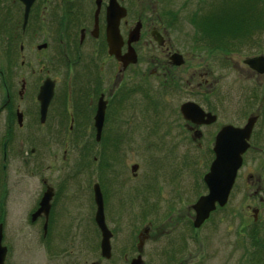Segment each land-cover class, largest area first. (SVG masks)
Instances as JSON below:
<instances>
[{
	"label": "flooded vegetation",
	"instance_id": "1",
	"mask_svg": "<svg viewBox=\"0 0 264 264\" xmlns=\"http://www.w3.org/2000/svg\"><path fill=\"white\" fill-rule=\"evenodd\" d=\"M128 1L33 0L23 26L24 5L20 0H0L3 11L9 9L3 12L0 8V42L5 46L0 54V88L4 93L0 100V217L8 211L6 180L9 162L13 161L18 169H27L30 176L36 173L37 196L27 217L30 224L37 223L42 238L54 227V219L69 210L67 186L80 171L86 170L88 174L90 159L99 161L96 170L102 184L107 173V153L111 154V150H116L122 160L121 153H146L145 147L153 143L161 154H168V147L178 151L190 143L214 158L215 136L223 127L241 128L249 118H256L246 153L252 148L250 139L259 121L264 119V73L260 72L263 65L255 70L244 63L248 58L264 55H252L240 65H233L227 62L230 56L225 55L232 52L205 51L200 38L191 37L188 45L185 35L177 42L172 33L178 31V25L166 18L133 16ZM108 8L110 13L115 9L114 14L123 9L125 16L119 19L122 11L118 10L112 20ZM114 23L120 39L114 40L115 51L110 53L108 36L114 32ZM136 29L137 40L128 42ZM200 48L209 57L197 59L194 52ZM220 56H224L222 60ZM16 60L15 74L12 65ZM217 62L244 72L253 85L248 91H241L242 109L248 111L241 123L219 121V101L224 91L219 77L212 72L218 67ZM44 83L52 87L45 108L37 99ZM99 106L102 120L97 136L94 121ZM145 131L150 140L144 144ZM126 167L129 175L121 178L119 191L126 190V186L135 190L143 180L144 173L137 171L138 162ZM64 168L69 173L60 179L57 170ZM208 169L209 166L206 173ZM203 176L205 192L196 195L193 203L187 204L184 190L179 187V191L175 189L170 194L169 204L163 210L166 194L163 201L156 203L151 189H146L145 199L140 195L137 200L117 192L101 194L106 242L94 218L93 185L99 183L89 184V222L94 240L90 249L88 243V257L81 264H181L186 243L173 228L184 221L182 226L197 230L227 203L216 206L199 228L193 227L192 205L207 194ZM251 178L249 174L246 179ZM48 190L51 195L47 213L42 206L32 220ZM130 201H138V209H119Z\"/></svg>",
	"mask_w": 264,
	"mask_h": 264
},
{
	"label": "rangeland",
	"instance_id": "2",
	"mask_svg": "<svg viewBox=\"0 0 264 264\" xmlns=\"http://www.w3.org/2000/svg\"><path fill=\"white\" fill-rule=\"evenodd\" d=\"M220 1L129 0L128 2L132 5L131 14L133 16L141 14L145 18H149L150 15V18H166L167 22L174 23L176 27L179 26L178 31L172 33L173 39L179 42L185 35L189 45L191 37L200 38V35L195 34L194 29L188 23L191 14L197 10L200 3L204 6L209 2L218 5L217 3ZM3 6L4 4L0 5L2 11ZM261 6H263V2ZM7 10L9 9H5L3 12ZM167 13L168 16H166ZM175 14L176 17L173 16ZM254 41L253 46L241 48L238 53L225 54L230 56L227 62L240 65L244 58L258 54L264 55V33L255 35ZM4 48V43L0 42V54ZM194 53H196L194 55H197V59L209 57L201 48L199 52ZM189 56L191 57L190 52ZM223 57L218 58L222 60ZM17 61L12 65L15 66L12 69V73L15 74L18 69ZM217 64L218 67L212 72L214 76L219 77L221 90L224 91V95H220L219 121L231 124L241 123L244 113L248 112L242 109L241 91H248L253 85L245 78V73L239 69L233 70L220 62ZM3 98L4 93L0 88V100ZM259 122L250 139L252 148L244 155L243 165L226 205L211 214L209 219L197 230L182 226L184 221L173 228L172 231L178 232V237L183 236L186 243V249L182 255L184 260L181 264H264V119ZM144 136L145 144V142H149L150 134L145 131ZM132 147L134 149V145ZM156 148V143H153L150 147H145L146 153L136 150L130 154L121 153L122 160L119 154L115 153L116 150H111V154L108 151V164L105 169L107 173L102 184H100L101 181L96 170L99 161L95 162L90 159L88 167L90 174L88 172L87 176L86 170H82L73 177L71 186H67L69 210L54 219V227L48 231L44 238H42L37 223L30 224L27 217L28 208L37 196L36 173L34 172L35 174L30 176L27 169H18L16 162H9L6 180L9 194L8 211L1 217L3 219L0 222L1 225L3 224L1 244L7 249L4 264L83 263L82 261L88 257V243L90 249L94 240V233L89 222L92 215L89 184L92 186L94 183H99L100 194L105 195L107 191L117 192V194L135 196L136 200L140 195L145 199L146 189H151L156 203L163 201L165 193L167 200L161 210L168 206L170 194L173 195L175 189L179 191V187H181L184 190L183 194L187 197V204L193 203L196 195L205 192L201 179L213 159L212 154L194 149L190 143L186 148L178 149V151H172L168 147V149L166 148L168 154H161ZM151 157L153 158L151 159ZM124 159L127 162L123 161ZM132 162L139 163L137 171L140 170L144 173L143 180L138 185L139 188L135 190L131 186H126V190L119 191L121 178L129 175L126 165L128 166ZM57 172H59L57 177L62 179L66 173H69V170L64 168ZM249 174L252 177L251 180L246 179ZM258 189L259 191H257ZM254 192L257 193L256 196L248 195ZM92 194V201H94V193ZM138 207V201H130L122 204L119 209L133 211ZM155 208L157 209V206ZM253 209L257 210L255 219L251 213ZM188 213L191 214L189 209ZM176 245L177 243L174 242L173 246ZM179 245L181 246L180 243ZM69 251L71 253H68ZM227 253L230 255L227 256Z\"/></svg>",
	"mask_w": 264,
	"mask_h": 264
},
{
	"label": "water",
	"instance_id": "3",
	"mask_svg": "<svg viewBox=\"0 0 264 264\" xmlns=\"http://www.w3.org/2000/svg\"><path fill=\"white\" fill-rule=\"evenodd\" d=\"M20 2L24 5V26L26 23L29 7L32 4L33 0H20ZM118 10L122 11L118 18H123L125 16V11L123 9ZM114 12L115 9H112L111 13L109 12L108 14L109 18H112V20H114L115 16L117 15V12L115 14ZM113 25L114 32L112 31L108 36L110 53H114L115 51L116 42H114V40L118 42L120 39L118 32H116L117 24L114 23ZM137 38L138 29H136L129 35L128 42L136 41ZM128 62H133V59L131 61H127V63ZM244 63L255 70L259 69L260 66L263 65L260 72L264 73V58H248L244 61ZM51 95V85L44 83L43 86L39 89L37 96V99L38 101H40L43 108H45L48 100L51 98ZM185 108L186 106L184 107V109ZM213 119L214 118L212 117L211 120ZM255 119L256 118H249L246 124L241 128H235L230 125L225 126L216 134L213 147L214 158L209 165L208 172L203 176V182L206 185L207 194L199 197L198 200L192 205V209L195 213L192 223L194 228H199L201 224L208 218L209 214L215 210L216 206L223 207L227 202L229 193L236 178L237 171L242 164V155L249 148L248 141ZM101 120V109L99 106L94 121L95 128L97 129V136L100 131ZM132 170L134 171L135 168L133 167ZM93 193L94 201L96 204V212L94 217L95 222L100 232L103 234L104 240L106 242V230L102 219L101 194L96 184L93 185ZM50 195L51 191L49 190L43 195V198L40 202V208L35 214L32 215V220L39 214V210L42 206H44L47 213V206ZM256 212L257 211L255 209L252 210L254 218ZM1 242L2 225L0 224V264H4L7 249L1 244ZM103 245L104 243L101 245L102 248Z\"/></svg>",
	"mask_w": 264,
	"mask_h": 264
},
{
	"label": "trees",
	"instance_id": "4",
	"mask_svg": "<svg viewBox=\"0 0 264 264\" xmlns=\"http://www.w3.org/2000/svg\"><path fill=\"white\" fill-rule=\"evenodd\" d=\"M217 4L200 3L189 18L204 50L238 53L253 46L255 35L264 33V0H221Z\"/></svg>",
	"mask_w": 264,
	"mask_h": 264
}]
</instances>
